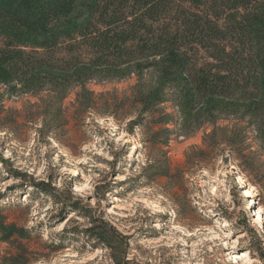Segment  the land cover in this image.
I'll use <instances>...</instances> for the list:
<instances>
[{"label":"trees","instance_id":"1","mask_svg":"<svg viewBox=\"0 0 264 264\" xmlns=\"http://www.w3.org/2000/svg\"><path fill=\"white\" fill-rule=\"evenodd\" d=\"M78 1L0 0V83L25 82L31 93L37 85L52 86L40 132L52 135L62 120L70 81L85 86L125 71L140 81L132 107L138 119L130 132H152L168 122L173 116H156L172 102L180 119L175 124L186 133L234 119L248 124L264 150V0H88V17L76 21L71 14ZM83 102L81 108L99 110ZM100 112L111 114L109 108ZM242 132L230 139L235 161L242 160L236 148ZM52 184L32 182L45 193ZM78 209L73 203L71 210ZM101 224L103 238L107 225ZM26 236L0 208V240ZM258 250L264 252L261 242Z\"/></svg>","mask_w":264,"mask_h":264},{"label":"clouds","instance_id":"2","mask_svg":"<svg viewBox=\"0 0 264 264\" xmlns=\"http://www.w3.org/2000/svg\"><path fill=\"white\" fill-rule=\"evenodd\" d=\"M135 118L133 115L130 120ZM84 122L91 138L75 152L53 143L52 147L60 148L59 152L38 170L20 159L27 157L28 152L19 145H10L5 154L8 158L16 149L19 155L15 168L29 177L35 172L37 184L49 182V163L58 169L59 180L48 193L34 188L31 180L8 179L0 184V193L13 185L27 189L23 200L15 199L23 190L20 188L13 197V203L32 206L26 228L31 230L45 216L50 219L57 215L65 204L79 202L80 209L90 213L81 218L79 209L73 211L63 224L50 231L48 221L44 220L41 243L63 247L54 252L46 249L48 259L32 260L31 264H264L251 247L253 237L240 223L241 212L246 213L249 206L236 207L226 195V188L201 182V176L208 173L193 175L196 169H192L184 172L179 181L150 179L148 170L156 158L144 150L139 135L129 138L125 123L117 125L111 117L100 118L91 109ZM129 144L131 147H126ZM30 162L35 165L34 154ZM7 176L0 166V181ZM101 223L107 225L103 238ZM259 223L253 222L249 227ZM73 228L78 231L73 233ZM89 229H94L95 234ZM63 236L67 239L62 240ZM240 249H245V253L236 255ZM252 256L256 258L251 259Z\"/></svg>","mask_w":264,"mask_h":264},{"label":"rangeland","instance_id":"3","mask_svg":"<svg viewBox=\"0 0 264 264\" xmlns=\"http://www.w3.org/2000/svg\"><path fill=\"white\" fill-rule=\"evenodd\" d=\"M71 17L76 21L88 17V0H79ZM3 41L4 36L0 31V47L3 45ZM148 79L147 76L144 81L149 82ZM25 84V82L21 84L14 82L8 85L0 83V158L7 162L4 165L0 162V166L8 173V176L0 181V184L7 183L8 179L36 182L35 172L32 177H29L27 173L15 168L16 158L19 155L16 149H12V155L5 158L10 145H19L20 148L28 152L27 157L22 156L20 159L29 161L28 167L38 170L42 163L51 161L60 148H68L75 152L82 142L90 139L89 131L85 130L88 126L84 122V117L89 109L81 108V102L90 100V103L97 105V109H99L98 112L93 110L98 117H111V121L117 125L125 123L127 126L124 131L128 133V137L134 139L139 135L144 150L150 156H155L156 163L151 165L148 170L151 173L150 179L166 178L179 181L183 178L184 172H192V169H196V172L192 173L193 175L208 173V175L201 176V182L211 184L213 187L220 184L222 188H226L228 190L226 195L232 198V203L236 207L249 206L246 213L241 212L243 219L240 223L247 228V231H250L249 234L253 237L251 247L256 249L261 261L264 262V252L261 253L258 250L260 242L264 245V150L256 138V134L248 129L246 122L239 123L234 119H221L215 124L207 122L199 130L186 133L183 126L179 127L175 124L180 119L174 104L167 102L160 107L161 113L157 114L156 119L163 118L165 115L173 116L172 119L158 124L152 132L142 129H139L138 133L137 129L130 132L133 121L138 119V114L133 111L132 107L134 106V92L140 85V81L136 75L124 71L116 76L113 74L107 77L99 76L93 81H87L85 86L80 85L75 79L70 81L66 86L69 88L68 94L60 107L62 120L53 124L52 135H46L40 130L44 127L46 120L44 110L46 102L49 104L50 96L53 95L50 92L52 86L49 83L43 86L37 85L33 88L36 92L31 93L24 90ZM105 108L110 109V115L98 114L102 113L100 111ZM133 115L136 118L130 120ZM242 131L244 132L242 143L239 142L241 139L235 141V144L236 142L240 143L236 148L242 151V154L239 153L242 160L235 161L232 150L229 148L232 145L230 139L234 137L235 132L240 136L238 133ZM98 134L102 135L103 133L98 131ZM53 143L59 145L60 148H53ZM26 146H29L31 151ZM126 147H131V145H126ZM140 151L138 149L137 154ZM33 154L36 159L35 165L30 162ZM60 164H63V157L60 159ZM241 166H244V169ZM48 171L50 183L59 180V176L56 175L58 169L53 168L50 163ZM16 174L19 176L15 177ZM17 188L23 190L20 196L15 199H24L27 189L23 185H13L0 193V201H8L0 204V208L7 217V223L24 229L27 236L14 238L10 242L0 240V251L4 253L0 255V264H31L32 260L48 259L49 253L45 251L46 249H51L54 252L62 248L63 245L53 246L41 243L40 231L45 227L44 220L48 221L47 228L50 231L53 227L63 224L73 212L71 210L73 204H65L57 215L50 219L45 216L44 220L29 230L25 225L29 222L32 206L22 207L19 203H13ZM247 192L250 193L249 196L245 195ZM58 200L59 198H57V202ZM81 213V218L90 214L87 209H82ZM224 214L227 216L226 211ZM256 221L260 222L256 227H249ZM67 231L65 229V232ZM71 231L76 233L78 229L73 228ZM61 239L64 240L67 237L63 236ZM4 245H8V247L5 249ZM245 251V249H240L236 255H243ZM255 258V256L251 257V259Z\"/></svg>","mask_w":264,"mask_h":264},{"label":"bare ground","instance_id":"4","mask_svg":"<svg viewBox=\"0 0 264 264\" xmlns=\"http://www.w3.org/2000/svg\"><path fill=\"white\" fill-rule=\"evenodd\" d=\"M245 195H246V196H249V195H250V193H249V192H247Z\"/></svg>","mask_w":264,"mask_h":264}]
</instances>
